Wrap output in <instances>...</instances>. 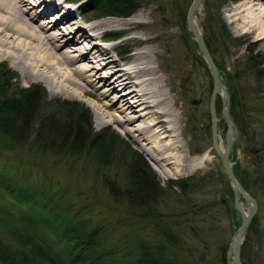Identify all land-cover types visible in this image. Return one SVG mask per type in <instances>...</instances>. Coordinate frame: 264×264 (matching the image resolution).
I'll return each instance as SVG.
<instances>
[{
	"label": "rangeland",
	"instance_id": "rangeland-1",
	"mask_svg": "<svg viewBox=\"0 0 264 264\" xmlns=\"http://www.w3.org/2000/svg\"><path fill=\"white\" fill-rule=\"evenodd\" d=\"M192 1L143 0L141 7L131 16L141 9L145 12L144 16L126 25L120 23H125L131 16L95 18V13L82 12L81 2L78 7L69 6L73 11L72 19L80 20L82 24H89L87 19H90L91 23L103 18H115L116 25L113 24L107 32L99 34V38L84 42L91 57V64L101 66L99 52L96 49L100 46L101 49L107 47L111 52L110 58L124 65L130 53L141 48L145 44V39L151 37L149 44L160 52L162 62L164 57L167 59L169 47L173 42L176 49L187 53L181 69L182 72L191 70V73L182 81L180 88L181 101L185 105L184 140L187 142L188 155L191 159L199 162L204 156L207 161L200 163L189 173L172 177L162 175L156 164L140 152L131 132H125L122 126L115 123L108 126L97 124L95 103L91 97L51 94L43 81L27 82L24 85L25 80L21 72L13 68L8 61H2L8 63L9 69L1 65L0 72L6 69L5 73L11 77L10 85L14 93L18 92L20 87L42 84L48 90V101L66 99L77 103L80 110L88 109L92 115L94 130L108 131L111 146L106 149L103 156L100 150L104 149L106 144L98 146L102 148L95 149L92 153L86 151L72 156L65 146V138H61L58 132H52L53 135L45 132L44 135L36 136L35 131L38 132L42 123L37 124L40 118H37L36 125L30 131L32 135L25 145L9 144L0 134V181L10 185L16 195L12 197L7 194L0 198L1 223L4 222L9 227L24 225L25 217L32 215L25 211H30L37 202L42 204L43 193L46 200H51L61 209L70 207L67 218L73 219L71 228L73 224L87 229L100 227L105 249L111 252L112 258L118 262L115 264H131L133 258L135 260L141 253V245L159 243V238L155 234V223L158 220H154L149 212L145 211L146 208L141 209L132 205L126 197L116 198L112 195V190L122 195L129 183L130 166L133 161L140 159L139 166L150 168L165 189L164 194L160 196L159 206L161 214L165 213L168 217L165 221L168 224L175 222L177 225L175 229L179 231L181 246L176 247L175 251L188 258L190 264H227L228 247L238 230L240 218L233 209L234 194L231 184L213 147L210 101L214 83L199 44L187 26ZM230 2L231 0L203 1L204 39L220 69L221 80L227 83L231 96L230 112L239 132L234 148L230 152L233 169L259 205L249 235L253 242L249 243L247 249L251 255V264H264V51L250 45L249 41L238 37L232 30L225 17V9ZM34 8L40 10L43 7L38 4ZM53 13L55 12H51L49 16ZM110 31L123 36L115 41L105 42L103 39L111 34H107ZM72 33L78 37L75 30ZM165 63L169 64L167 61ZM107 86L100 82L99 92L106 91L110 95H115L116 91H109ZM124 90L119 88L118 92ZM56 103L63 106L61 101ZM49 106L45 108L46 111H52ZM216 106L218 115L221 116L223 102L220 95L216 97ZM140 109L138 108V111ZM219 127L225 141L226 121L221 120ZM61 146H65L66 150ZM179 180L186 181L184 189L182 186L178 187ZM170 183L175 185L173 190L168 188ZM19 188L31 190L37 188L39 194L31 197L29 203L25 197L27 194L24 196L17 194L16 190ZM48 221L50 220L41 219L40 235L46 234L54 250L66 254L67 231L59 234L57 224L54 222L51 225ZM197 232L202 233V236ZM0 238L14 253L20 254L21 251L27 250L15 240L9 229H0ZM8 262L3 255L0 257V264H10ZM26 262L49 264L36 256Z\"/></svg>",
	"mask_w": 264,
	"mask_h": 264
},
{
	"label": "bare ground",
	"instance_id": "bare-ground-1",
	"mask_svg": "<svg viewBox=\"0 0 264 264\" xmlns=\"http://www.w3.org/2000/svg\"><path fill=\"white\" fill-rule=\"evenodd\" d=\"M203 1L192 16V25L193 34L205 41ZM65 3L66 0H0V64L8 66L7 62H2L8 61L19 70L25 80L24 85L43 81L51 94L91 97L95 103L93 111L97 124L108 126L115 123L125 132H131L140 152L156 164L162 175L172 177L189 173L200 163H205L204 156L199 162L189 157L184 140L185 105L181 101L180 88L182 81L191 73V70L182 72L181 69L187 53L176 49L173 42L167 59L164 57L162 62L160 52L149 44L151 37L145 39L141 48L130 53L124 65L110 58L111 52L107 47L101 49L100 46L96 49L101 66L91 64L84 42L107 32L113 24L116 25L115 18L82 24L80 20L72 19L71 6ZM38 4L43 8L36 10L34 7ZM51 12L55 13L49 16ZM225 12L235 34L264 51V0H231ZM144 14L141 9L120 24L126 25ZM188 28L192 32L190 26ZM74 30L77 38L72 33ZM100 82L116 94L100 93ZM222 83L228 89L227 83ZM119 88L125 90L118 92ZM222 94L219 88L221 98ZM230 106L231 96L229 110ZM216 113L219 129L220 121L226 119L223 113L218 115L217 106ZM232 123L238 129L233 120ZM217 142L224 151L227 144L221 132L217 135ZM238 181L247 191L245 185ZM239 195L240 198L243 196L241 192ZM240 202L248 214L251 205L248 201ZM250 229L251 224L245 235Z\"/></svg>",
	"mask_w": 264,
	"mask_h": 264
},
{
	"label": "trees",
	"instance_id": "trees-1",
	"mask_svg": "<svg viewBox=\"0 0 264 264\" xmlns=\"http://www.w3.org/2000/svg\"><path fill=\"white\" fill-rule=\"evenodd\" d=\"M142 1L85 0L83 12L85 14L95 13L96 18L103 16L129 17L141 7ZM109 36L114 39L118 38L119 34L112 32ZM1 65L9 69L7 65ZM6 69L4 72L2 70L0 72V134L7 139L9 144L25 145L32 135L30 131L36 125L37 118H40L37 124L42 123L38 132L35 131L36 136L44 135L45 132L51 135L54 131L58 132L61 138H65V146L72 156L80 155L86 151L92 153L95 149L100 150L102 148L98 146L106 144V147L100 150L103 156L106 149L110 148L108 131L94 130L92 115L88 109L80 110L77 103L66 99H64L65 101L58 99H55L54 102L48 101L47 90L41 84L20 87L18 92L14 93V89L12 90L10 85L11 77L6 74ZM58 101L63 102L64 107L56 103ZM48 105L52 111H46L45 108ZM56 132L54 136H56ZM60 133L64 135L62 136ZM65 146L61 147L66 150ZM139 164L140 159H136L131 164L129 183L122 195L113 190L112 195L116 198L126 197L132 205L141 207V209L146 208L145 211H148L154 220H158L155 223V234L159 238V243L141 245V253L137 255L135 260L133 258L131 264H190L188 258L181 256L179 251H175L176 247L181 246L178 238L179 231L175 229L176 223L168 224L165 221L168 217L165 213L161 214L160 212L161 200L159 199L164 194L165 189L159 184L150 168H141ZM178 185H180L179 188L182 186L184 189L186 181L179 180ZM174 187L173 183L168 185L171 190ZM42 190L47 194L44 188ZM16 191L20 196L27 194L25 197L28 198L29 203H31V197H36L39 194L37 188L35 190L19 188ZM7 194L12 197L16 196L15 190L10 185L0 181V198H4ZM41 195L43 203L37 202L30 211H25L32 213V215L25 217L24 225L9 227L4 222H0V229H9L15 240L27 249L21 251L20 254L14 253L0 238V257L3 255V258L10 264H26V261L29 262L35 256L49 264H115L117 262L112 258L111 252L109 253L105 249L104 237L101 235L100 227L87 229L73 224L71 228L73 219L67 218V211L70 207L67 206L63 210L60 206L54 205L51 200H46L43 193ZM138 198L140 199L137 200ZM172 209L174 210V207ZM38 213L42 215L40 216ZM44 218L50 220L48 222L51 225L54 222L57 224L59 234L62 231H67L66 254L56 252L53 245L49 243L48 237L45 236L46 234L40 235L39 227L41 219ZM197 234L202 236V233L197 232ZM60 241H62L61 238ZM243 258L245 264H251L248 250L243 252ZM223 260H226L225 252Z\"/></svg>",
	"mask_w": 264,
	"mask_h": 264
},
{
	"label": "water",
	"instance_id": "water-1",
	"mask_svg": "<svg viewBox=\"0 0 264 264\" xmlns=\"http://www.w3.org/2000/svg\"><path fill=\"white\" fill-rule=\"evenodd\" d=\"M201 2L202 0H193L189 8L188 17H187V25L190 26L192 33L195 32L193 25H192V16ZM196 38H197L199 47L201 49V52L210 66V71H211V75H212V79L214 83V89H213V93H212L211 101H210V113H211V123H212V134H213L214 146H215L217 153L221 157L222 163L226 170V174L233 186V190L235 194V205L242 218L241 226L239 227L238 231L236 232L229 246V251H228L229 261L232 258V263H229V264H244L241 258V247L244 241L243 235L245 236V232L250 226L252 218L257 211L258 203L252 195H250L247 191H245L241 183L238 181L236 175L234 174L232 163L230 161V152L232 150L233 143L238 136V132L235 131L237 129L234 128V125L232 123L233 119H232L230 110L228 108V104L230 101L229 91L223 85L221 81L220 72L214 63L204 40L200 37H196ZM219 88L223 91V94H222L223 111L222 113H223V117L226 119V122L228 124V133L226 136L227 145L224 151L219 148L218 143H217L218 127H217V119H216V115H217L216 97L219 93ZM239 192L243 194V198L246 201H248L249 204L251 205V210L248 214H245L246 212L240 202L241 198H240Z\"/></svg>",
	"mask_w": 264,
	"mask_h": 264
}]
</instances>
